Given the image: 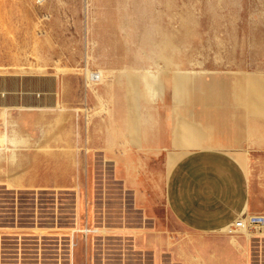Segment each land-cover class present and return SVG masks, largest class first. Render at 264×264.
Segmentation results:
<instances>
[{
  "label": "crops",
  "instance_id": "1",
  "mask_svg": "<svg viewBox=\"0 0 264 264\" xmlns=\"http://www.w3.org/2000/svg\"><path fill=\"white\" fill-rule=\"evenodd\" d=\"M117 40L111 37L120 47ZM121 49V70L86 69V82L88 70L102 74L100 83L87 82L99 99L88 127L64 121L79 119L80 109L58 91L50 101L39 94L23 101L0 73V264H136V252L150 264H264V225L232 228L241 215L264 217V151L250 157L238 147L247 137L264 150V77L204 83L184 74L181 49L173 56L161 42L144 45L141 55L128 43ZM145 62L155 67L138 66ZM135 69L143 145L158 146L163 125L177 124L166 101L170 86L189 108L201 106L205 127L226 131L221 140L206 128L187 129L171 163L183 156L165 178L136 158L129 138L122 93Z\"/></svg>",
  "mask_w": 264,
  "mask_h": 264
},
{
  "label": "rangeland",
  "instance_id": "2",
  "mask_svg": "<svg viewBox=\"0 0 264 264\" xmlns=\"http://www.w3.org/2000/svg\"><path fill=\"white\" fill-rule=\"evenodd\" d=\"M111 37L118 38L120 47ZM155 42L165 44L171 56L181 49L179 63L184 74L204 83L232 84L251 74L264 77V0H46L42 4L0 0V73L5 75L6 88L19 90L23 101L36 94L40 100L50 101L58 91L59 99L80 109L79 119L74 115L64 121L86 127L90 107L99 103L98 97L87 91L86 69L96 71L103 66L121 70L125 67L122 45L128 43L130 52L141 55L144 45ZM151 64L138 66L155 67ZM41 66L46 72H35ZM59 68L67 71L59 72ZM168 78L171 81L174 76ZM41 79L49 86L39 87ZM140 86L139 71L131 70L122 93L131 126L129 138L136 158L161 178L168 176L183 156L171 163V153L183 149L181 141L187 129L206 128L214 138L225 137L224 129L205 127L199 117L201 106L189 108L184 93L178 94L170 86L166 101L177 115V124L174 129L163 125L160 139L154 136L158 146L143 145ZM107 90L103 88L104 94ZM156 107L165 117L164 105ZM238 147L246 149L250 157L264 151L247 137ZM197 149L202 148L191 147L188 152ZM165 216L169 218L167 212ZM138 254L136 264H150Z\"/></svg>",
  "mask_w": 264,
  "mask_h": 264
},
{
  "label": "built area",
  "instance_id": "3",
  "mask_svg": "<svg viewBox=\"0 0 264 264\" xmlns=\"http://www.w3.org/2000/svg\"><path fill=\"white\" fill-rule=\"evenodd\" d=\"M37 3L42 4L43 0H36ZM264 225V217L262 216H245L241 215L233 223L234 230H245L249 228L261 227Z\"/></svg>",
  "mask_w": 264,
  "mask_h": 264
},
{
  "label": "bare ground",
  "instance_id": "4",
  "mask_svg": "<svg viewBox=\"0 0 264 264\" xmlns=\"http://www.w3.org/2000/svg\"><path fill=\"white\" fill-rule=\"evenodd\" d=\"M45 0H43L44 2ZM87 82L88 85H94V84H98L101 82L102 80V74L100 72H91V71H87ZM231 230V229H230ZM235 231H242V230H235Z\"/></svg>",
  "mask_w": 264,
  "mask_h": 264
}]
</instances>
